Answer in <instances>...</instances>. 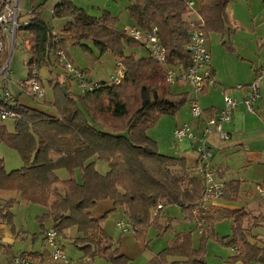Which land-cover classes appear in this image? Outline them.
I'll list each match as a JSON object with an SVG mask.
<instances>
[{
  "label": "trees",
  "instance_id": "obj_1",
  "mask_svg": "<svg viewBox=\"0 0 264 264\" xmlns=\"http://www.w3.org/2000/svg\"><path fill=\"white\" fill-rule=\"evenodd\" d=\"M38 1L31 0L32 6L25 19L28 25L21 29L32 37L28 78L34 68L62 63L61 51L71 62L70 45L84 54L93 55L87 42L97 46L101 54L111 52L117 62L123 63L126 73L119 84L97 82L95 90L79 95L67 87L64 90L65 82L53 83L55 99L51 104L57 107V116L19 103L12 106L19 114L15 131L8 132L1 127L0 144L5 142L18 151L24 166L10 173L1 166L0 189L15 191L29 203L50 207L51 211L38 220L41 223L52 220L62 234L76 226L80 236L74 243L80 244L87 255H101L108 262L123 264L128 258L117 253L102 226L109 212L124 208L133 232L143 241L151 225L162 230L168 228L160 223L162 210L168 205L179 206L188 218L196 220L193 210L203 195L202 180L187 171L184 158L161 153L157 142L148 134L161 116L175 113L183 104L185 95L172 91L165 66L150 55L138 58L135 53H127V49L142 44L118 28L119 19L111 12L94 16L73 0H62L54 6L53 17L69 21L58 32L44 19L41 11L44 4H37ZM130 2L127 10L134 26L143 30L158 26L162 43L168 51L169 64L184 68L191 65L186 22L191 6L205 21L208 36L228 29L227 7L231 0ZM8 55L6 51L4 60ZM98 161L108 164L107 174L97 169ZM178 168L182 170L180 175L175 171ZM59 169H66L70 178L64 181L65 192L50 203L56 185L62 182L56 174ZM78 169L81 171L80 180L76 176ZM229 187L230 194L227 195L226 189L223 196L239 201V183L231 182ZM105 200L111 201L113 208L103 216L95 217L92 209ZM16 203L17 200L12 198L5 203L0 208V217L10 222L11 208ZM155 210L158 211L154 215ZM248 216L244 208L227 211L225 216L232 219L233 225V235L227 245L237 249L229 264L239 261L264 264V242L258 245L247 238L244 221ZM218 219L208 216L198 248L194 247L192 231L179 233L149 264H207L205 244L215 237L214 227ZM3 252L13 264L17 253L0 239V255ZM21 255L37 260V254L23 252ZM169 257L180 259L170 263Z\"/></svg>",
  "mask_w": 264,
  "mask_h": 264
},
{
  "label": "rangeland",
  "instance_id": "obj_2",
  "mask_svg": "<svg viewBox=\"0 0 264 264\" xmlns=\"http://www.w3.org/2000/svg\"><path fill=\"white\" fill-rule=\"evenodd\" d=\"M58 1L59 0H41L40 3H43L45 5V10L43 9L44 6L41 9L44 19L48 23L53 25L56 31L60 32L61 28L64 25V20L62 21L61 19H54L52 13V8ZM130 1L131 0H73V2L77 6L86 7L87 10H85L94 16H101L105 11L110 10L112 15L119 19L118 28L121 31H125V28L127 26L133 25L129 18L127 10L128 6L131 3ZM231 1L234 4H238V12L241 13V15L237 17V19L239 18V20L241 21L240 29L249 30V27L250 29L252 28V33H255L260 44L264 39V21L262 22L261 27L255 28V26L252 25L251 18L248 16V0H241L242 3L240 2V0ZM21 2L23 11L21 14L20 22H23L25 19H27L28 10L30 9V1L21 0ZM238 32L239 31L237 30L230 33L229 29H227V31L223 33L224 39L223 37H221L222 35L218 33H213V35L211 34L210 44L212 48L215 47V52L217 55L221 54L223 50H225L226 52L229 51L228 46L232 47L234 44L237 45L239 49L238 55L236 54L235 56L240 55V57L253 59L255 55L258 54L261 47H258L259 44H257V42L253 43L250 41H246V44L250 46L248 47V49H250V53H245V51L243 50L245 48L241 43V38L240 35H238ZM21 36H23L26 40L29 38V34H27L26 32L20 33V36L18 38H22ZM20 41L22 42L21 39ZM90 43L94 54L83 55L84 53L79 48H77L78 52H82V57L80 59L77 56H75L74 59L72 57L71 61L73 65L77 67L81 64L84 65V68L88 67L91 74V76H89L93 81L95 80L94 82H111L112 77L117 73V61L114 55L111 52L101 54L97 46H95L92 42ZM29 48L30 47L28 45H25L23 48L17 47L13 53H11V51H8L9 55L6 58V61H8L9 59L10 72L6 77L0 80V95L5 88H8L12 96L18 98V102L20 104L41 109L48 112L49 114L57 116L58 109L57 107L52 106L51 103H53L55 99L53 83L58 82V80H52L53 74L52 72H50L49 67L43 66L41 69H37L39 73V81L40 83H42L43 87L46 90V96L44 98L35 96L30 92V90H25V93H20V91L18 90V84L20 82H25L28 80L29 67L27 66V62L30 59ZM137 51H141L143 55H147V52L144 49H138ZM128 52L130 53L131 51L127 49V53ZM59 66L60 67H58V65L56 66L57 68L55 74H58L60 72L61 75H64V77H61L60 81L67 82L68 80L66 79V77L68 76V74L66 72V69L63 64H59ZM69 86V89L74 94L79 95L81 93L76 84H73V86L72 84H70ZM1 98L2 96L0 97V99ZM190 108L191 107L189 106V104H187L186 108L179 113L165 114L161 116L158 122L149 129L148 134L149 136L151 135L155 137L159 151L160 148H162L165 149L164 151L168 150L173 152L172 148H176L177 141L173 137V130L179 121L190 117ZM14 123V119H8L5 121L0 120V128L4 126L8 132H12L15 126ZM183 123L186 122H181L178 124V126L182 125ZM0 155L3 158L5 170L8 173L17 169H21L24 166V160L18 153V151L7 145L5 142H2L0 144ZM97 163L98 170H100L101 168V170L103 171L105 166H107L105 165L106 162L103 161H98ZM175 171L178 175L182 174L181 168L175 169ZM102 173L106 172L104 171ZM76 176H78L77 178L79 180L81 179L79 173H76ZM62 187L65 190L66 185L64 184ZM1 194H4V203L2 204L5 205V203L11 200V193L0 191V201H2ZM19 200L20 204L17 205L13 211L12 208L14 206L11 208V211L13 212L11 221L7 222L5 219H3L6 221L7 225H9L8 228L10 229V231L19 233L20 230L26 229L28 230V233H30L29 238H26V235L16 241V243L13 245V250L15 253H19L27 249V247L33 240L34 233H40L42 227L40 225L41 222L38 220V218L41 216H39L38 214L40 213L39 211L42 207L38 204H31L25 200H22L21 196ZM105 204L106 203L100 204L95 210L92 211L95 217H100L107 212H102L106 207ZM260 204L256 206L257 209L249 211L247 210L249 216L244 221V227L247 228V238L251 242L258 245H262V240L264 239V204ZM157 211L158 210L153 211V214L155 215ZM122 214L123 213H121L120 209L117 211L114 210L109 212L108 215L104 218L102 226H104L105 232L111 238L113 242V248L117 250V253L124 254L128 258L126 263L123 264H149L152 253H160L162 250H164L162 246L165 244H167L168 246L169 243L174 239V237L176 236V233L173 232L174 229H176V231H191L190 224L188 223L189 221H187L188 224L186 223L185 225H180L181 221L190 220V218H188L186 213L176 205L166 206L162 210L161 215V217L165 216L166 218L172 217L173 225L164 230L160 229L158 226L151 225L146 231L144 241L141 238H138L135 233L122 235L120 228L117 227V221L120 220V218H124ZM218 222L220 223L214 227L215 237L208 239L205 244V261L207 264H222L223 261L230 260V258L235 255V250L227 245V242L232 238L233 235V225L231 221ZM253 231L255 233H259L263 239H256V241H253V237L251 236L258 237L259 235H253ZM68 233V235L72 234L71 232ZM198 234V231H196L197 238ZM68 235L63 239L62 243L67 257L71 260V264H85L83 259L80 260L83 255V257H85V252L80 248V244L77 245L71 242L76 238L72 239L68 237ZM77 242L78 241L76 240V243ZM93 264L98 263L94 262Z\"/></svg>",
  "mask_w": 264,
  "mask_h": 264
},
{
  "label": "crops",
  "instance_id": "obj_3",
  "mask_svg": "<svg viewBox=\"0 0 264 264\" xmlns=\"http://www.w3.org/2000/svg\"><path fill=\"white\" fill-rule=\"evenodd\" d=\"M29 1H30L29 5L31 9L32 3H31V0ZM40 1L41 0H39L37 4H39ZM59 2H61V0H59L57 3ZM57 3H55L54 6ZM53 8H52V11H53ZM82 8L86 9V7H82ZM30 9L28 10V13L30 12ZM43 9L45 10V5ZM240 15L241 13L238 12V4H234L231 1L227 7V16H228V23H229L228 29L230 33L233 31H237V30L239 31L238 35H240L241 43L243 44V47L245 48L243 50L245 51V53L249 54L250 49H248V47L250 46L246 44V41H250L253 43L257 42V44H259V41L255 33H252V28L250 29L249 27V30L240 29L241 21L239 20V18L237 19V17ZM248 16L251 18L252 25H254L255 28L261 27L262 22L264 21L263 0H248ZM54 19H58V18H54ZM61 20L62 21L64 20V25L67 21H69V19H61ZM24 32L25 31H22L21 33H24ZM211 34L213 35V33ZM211 34H209L208 36V46L212 52V61L208 68H210L213 71L215 79L217 81V86L213 88H209L204 93H198L196 92L194 87L190 85L189 83L178 81L177 83L172 84V91L175 92L176 94L185 95L182 98L184 99L183 104L175 111V113H179L183 111L186 108L187 104H189V106L191 107L192 103L195 100H197L200 103V105L208 112V114H217L218 111L223 107L224 97L228 93L232 94L240 101L233 115L232 121L226 125V130L229 132L230 137L224 140L218 134H213L209 138V144L213 152L212 164L217 171L218 179H221L227 182V186H228L226 188L228 190L227 195L228 193L230 194V190L228 188H230L229 185L231 182L239 183V192H240L239 201L229 200L226 198V196H222L221 198H219L212 204L210 218L211 219L219 218L215 222L216 224L215 226H217L220 223L218 221H231L232 223V219L225 217L227 214V211L235 210V209H243V208L249 211V210L257 209L256 206L259 205L260 203L264 204V202L260 199L258 192H257V187L259 185H264V82L261 87L260 97L254 104L255 106L254 113H251L247 109L245 104L242 102V99L244 98L245 93L235 89V86L237 84L250 83L254 81L257 71L261 68H264V39L261 41V43L258 46V47H261L258 54L255 55L253 59H249V58L247 59V57H240V55L235 56L236 54L238 55L239 49H238V46L235 45L234 43L232 47L228 46L229 51L226 52L225 50H223L221 54L217 55L215 52V47L212 48L210 44ZM218 34L222 35L221 37H223L224 39L223 33H218ZM21 37L22 38L20 39L22 40L23 43L25 42V45H28L29 47L32 45V41H31L32 37L30 35L27 40L23 36ZM87 43L91 46L90 42H87ZM138 49L146 50L147 55H143L141 51H137ZM128 50L131 51L130 53H135L138 58L149 56L148 49L144 45L134 48V49H128ZM69 53H70L71 59L72 57L74 59L75 56H77L79 59L82 57V52H78L77 48L73 47L72 45H70L69 47ZM83 55H86V54H83ZM59 64H63V63H59ZM59 64L47 66L49 67L50 72H52L53 74L52 80L56 79L60 81L61 77H64V75H61L60 72L58 74H55L56 68H57L56 66L58 65V67H60ZM78 66H77L78 68L85 69L87 73L91 76L90 70L88 67L84 68V65H81V64ZM66 79L68 81L67 82L65 81L66 85H63L65 86V89L66 87L70 88L69 86L70 84H72V86L73 84H75L72 80H69L70 79L69 76H67ZM18 90L20 91V93H25V90H21L19 87H18ZM16 103H19L18 98H15L14 96L13 105H15ZM190 114L191 115L189 118L182 119L181 121H179L176 124L175 128L181 122H191L193 126H196L197 122L193 119L191 111H190ZM8 119H11V118H7L5 120H8ZM0 120L5 121L1 119V117H0ZM14 122L16 123V119H14ZM14 131H15V126L12 132ZM150 137H152L156 141L154 136L150 135ZM176 144H177L176 148L174 149L172 148L173 152L168 151V150L164 151L165 149H162V148H160V152L167 156L184 158L186 161L187 171L190 173L192 172L193 174L198 176L195 171L196 170L195 167L198 164V154L193 144L190 141H185L183 143L176 142ZM97 164H96V167H97ZM105 165L107 166H105L103 171L101 170V168L99 170L100 173L104 171L106 172L102 174H107L109 172L108 164L106 163ZM2 166L4 167L3 161H2ZM76 172L79 173L81 176V171L79 169ZM56 174L62 180V182L56 185L55 187L56 190L51 195L50 203L55 201L59 197V195L65 192L62 186L64 185V181L70 178V174L65 169L57 170ZM0 191L11 193L10 197L15 198L17 200V203L12 208V211H13L15 207L20 204V200H19L20 194H18L15 191H4V190H0ZM1 196H2L1 197L2 201H0V208L4 205L2 204L4 203L3 201L4 194H1ZM102 203H106L105 204L106 209L105 208L103 209L102 211L103 213L113 208L112 202L109 200H105V201L99 202L95 206V208L92 209V211L95 210ZM40 206L42 208L39 211L40 212L38 214L39 216L49 213L51 211L50 207L43 206V205H40ZM119 209L121 213H123L122 215L124 216V218H120V220L117 221V227L120 228L122 235L134 233L131 228V222L128 216L126 215L124 208L119 207L116 209V211ZM187 221H189L188 223L190 224L191 231L193 232L194 247L198 248L203 234L201 233V230H199L195 220L193 219L183 220L180 222V225H185ZM120 223H123V226H121ZM160 223L164 226L171 227L173 225L172 217L166 218L165 216H163L160 218ZM40 225L42 226L40 233H34L33 240L29 244L27 249H25L22 252L17 253L16 255L21 254L23 252L37 254V260H35L36 264H51L50 248L46 245L45 231L50 226L53 225V221L52 220L46 221L44 223H41ZM102 225H103V222H102ZM8 227L9 225H7L6 221L0 217L1 242L5 245L10 246L12 248V251L14 252L13 245L16 243V241L19 238H23L26 235H27L26 238H29L30 233H28V230L26 229L20 230L19 233H16V232L14 233L10 231ZM196 231H198L199 233L198 238L196 237ZM68 232H71L72 234L68 235L69 234ZM173 232L176 233L177 235L179 233L188 232V231L187 230L176 231V229H174ZM252 233L253 235L259 234V233H255L254 231ZM63 235L65 238L68 235V237L72 239L80 236V234L77 231L76 226L67 229ZM251 237H253V241H256V239H259V240L263 239L260 234L258 235V237H255V236H251ZM262 241L264 242V239ZM71 242L74 243V240H72ZM166 247H167V244L162 246V248L164 249ZM236 252H237V249L235 250V254ZM157 254L158 253H152L150 259L155 257ZM83 256L81 257L80 260L83 259L85 264H93L94 262H97L98 264H112L108 262L101 255L89 256L85 252V257ZM179 259L180 258L178 257L169 258L170 263L175 260H179ZM0 264H11L9 263L7 254L5 252H3L0 255ZM222 264H229V260L223 261ZM236 264H242V262L239 261Z\"/></svg>",
  "mask_w": 264,
  "mask_h": 264
},
{
  "label": "built area",
  "instance_id": "obj_4",
  "mask_svg": "<svg viewBox=\"0 0 264 264\" xmlns=\"http://www.w3.org/2000/svg\"><path fill=\"white\" fill-rule=\"evenodd\" d=\"M21 3V0H0V80L10 72L9 59L8 61L5 60L6 62L4 61V53L6 51L13 53L17 47L23 48L25 46V42L22 43L18 38L22 32V27L28 25L27 20L20 22L23 11ZM186 22L189 28L187 51L191 59V65L188 68L168 63V51L162 43L160 30L157 25H152L147 30L130 25L125 28V32L131 38L146 46L150 57L154 61L165 66L167 71L166 79L169 83L186 82L192 85L196 92L204 93L209 88L217 86L214 73L208 68L212 61V52L208 46L205 21L201 18L197 9L191 6L186 14ZM59 55L67 74L82 93L91 92L97 88V84L92 81L86 71L68 61L64 52H59ZM116 70L117 73L112 77V82L119 84L126 73L122 62L116 63ZM263 82L264 68H261L257 71L254 81L235 86L236 90L245 93L242 102L251 113L255 112L254 104L260 97ZM18 86L21 90H30L37 97L44 98L46 96V90L39 81V73L36 68H34L32 76L27 81L20 82ZM1 96L0 100L3 103L0 106L1 119H17L19 114L13 110V96L10 90L5 88ZM239 103V99L228 93L225 95L223 107L218 113L208 114L200 103L195 100L191 105V113L197 125L193 126L191 122H186L177 126L173 131V137L178 143L189 140L198 154V164L195 167V171L203 182V195L198 205L194 208L193 214L202 234L208 224V216L210 215L212 204L224 195L227 188V182L218 179L217 171L212 164L213 152L209 144V138L213 134H218L224 140L230 137L229 132L226 130V125L232 121ZM2 161L3 158L0 155V167L2 166ZM257 192L260 199L264 202V185H259ZM161 207L159 206V208ZM120 225L123 226V223H120ZM63 239L64 235L55 225L50 226L45 231L46 245L50 248L51 264H71V260L67 257L62 245ZM13 264H36V262L30 257L20 254L14 258Z\"/></svg>",
  "mask_w": 264,
  "mask_h": 264
},
{
  "label": "water",
  "instance_id": "obj_5",
  "mask_svg": "<svg viewBox=\"0 0 264 264\" xmlns=\"http://www.w3.org/2000/svg\"><path fill=\"white\" fill-rule=\"evenodd\" d=\"M63 89L66 90V89H65V86H63Z\"/></svg>",
  "mask_w": 264,
  "mask_h": 264
}]
</instances>
